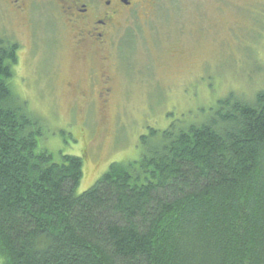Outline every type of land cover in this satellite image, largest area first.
Listing matches in <instances>:
<instances>
[{
	"label": "trees",
	"instance_id": "trees-1",
	"mask_svg": "<svg viewBox=\"0 0 264 264\" xmlns=\"http://www.w3.org/2000/svg\"><path fill=\"white\" fill-rule=\"evenodd\" d=\"M16 51L0 40L1 264H264V87L150 128L79 193L83 157L40 144Z\"/></svg>",
	"mask_w": 264,
	"mask_h": 264
},
{
	"label": "rangeland",
	"instance_id": "rangeland-1",
	"mask_svg": "<svg viewBox=\"0 0 264 264\" xmlns=\"http://www.w3.org/2000/svg\"><path fill=\"white\" fill-rule=\"evenodd\" d=\"M149 1L118 16L103 62L79 55L51 0L24 13L0 0V40L17 44L13 88L46 150L83 157L79 193L110 163L138 158L150 128L203 120L229 92L264 87V0ZM103 69L108 94L97 92Z\"/></svg>",
	"mask_w": 264,
	"mask_h": 264
},
{
	"label": "flooded vegetation",
	"instance_id": "flooded-vegetation-1",
	"mask_svg": "<svg viewBox=\"0 0 264 264\" xmlns=\"http://www.w3.org/2000/svg\"><path fill=\"white\" fill-rule=\"evenodd\" d=\"M64 18L66 25L73 32V47L80 56L95 53L103 62L108 59L107 48L111 44L112 31L120 15H129L144 0H51ZM151 1V0H150ZM149 1V2H150ZM14 9L26 12L31 0H9ZM84 58V57H82ZM99 82L103 91L108 94L112 78L106 69L99 72ZM95 82V81H94ZM81 93L82 90H77Z\"/></svg>",
	"mask_w": 264,
	"mask_h": 264
}]
</instances>
